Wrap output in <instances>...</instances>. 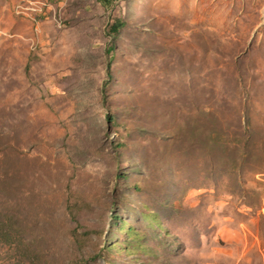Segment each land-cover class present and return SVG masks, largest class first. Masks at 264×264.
<instances>
[{
    "label": "rangeland",
    "instance_id": "1",
    "mask_svg": "<svg viewBox=\"0 0 264 264\" xmlns=\"http://www.w3.org/2000/svg\"><path fill=\"white\" fill-rule=\"evenodd\" d=\"M0 264H264V0H0Z\"/></svg>",
    "mask_w": 264,
    "mask_h": 264
},
{
    "label": "trees",
    "instance_id": "2",
    "mask_svg": "<svg viewBox=\"0 0 264 264\" xmlns=\"http://www.w3.org/2000/svg\"><path fill=\"white\" fill-rule=\"evenodd\" d=\"M120 24H116L115 26L112 27V30H114L116 32V30L120 27Z\"/></svg>",
    "mask_w": 264,
    "mask_h": 264
},
{
    "label": "built area",
    "instance_id": "3",
    "mask_svg": "<svg viewBox=\"0 0 264 264\" xmlns=\"http://www.w3.org/2000/svg\"><path fill=\"white\" fill-rule=\"evenodd\" d=\"M32 8H36L38 10V7H32Z\"/></svg>",
    "mask_w": 264,
    "mask_h": 264
}]
</instances>
